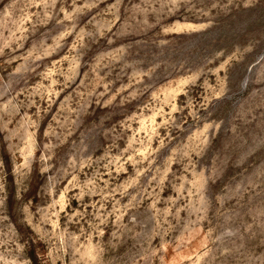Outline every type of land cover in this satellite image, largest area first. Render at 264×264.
<instances>
[{
  "label": "rangeland",
  "instance_id": "1",
  "mask_svg": "<svg viewBox=\"0 0 264 264\" xmlns=\"http://www.w3.org/2000/svg\"><path fill=\"white\" fill-rule=\"evenodd\" d=\"M0 264H264V0H0Z\"/></svg>",
  "mask_w": 264,
  "mask_h": 264
},
{
  "label": "trees",
  "instance_id": "2",
  "mask_svg": "<svg viewBox=\"0 0 264 264\" xmlns=\"http://www.w3.org/2000/svg\"><path fill=\"white\" fill-rule=\"evenodd\" d=\"M7 172H9V171H7ZM9 177H11V176H9Z\"/></svg>",
  "mask_w": 264,
  "mask_h": 264
}]
</instances>
